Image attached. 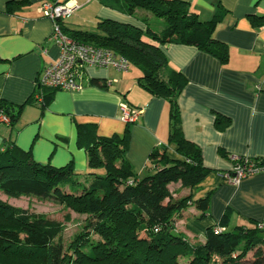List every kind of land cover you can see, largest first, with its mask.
<instances>
[{"label": "crops", "instance_id": "crops-1", "mask_svg": "<svg viewBox=\"0 0 264 264\" xmlns=\"http://www.w3.org/2000/svg\"><path fill=\"white\" fill-rule=\"evenodd\" d=\"M10 1L19 0H0V100L24 107L13 127L0 121V147L4 141L13 143L38 163L55 167L72 163L78 175L89 173L87 153L77 146L76 125H91L98 136H122L127 124L120 105L126 104L139 111L137 121L128 125L126 153L138 180L152 173L148 156L161 145L167 146L170 159H181L176 147L168 145L169 105L137 84L140 72L129 76L128 71L110 67H88L82 90L56 91L44 109L30 103L40 70L58 56L57 47L48 40L53 25L41 16V3L59 1L77 7L62 22L67 35L98 32L100 19L141 26L136 18L100 0H25L19 9L8 11ZM184 1L200 21L222 15L213 38L225 44L228 52L227 63L221 64L193 46H162L168 67L185 79L177 99L183 136L199 148L209 171L192 189L180 183L168 186L174 200L191 196V204L175 215L174 227L193 245L203 244L216 225L227 232L237 227L254 229L264 222V175L249 176L236 186L219 177L232 170L234 157L264 158V0ZM217 116L221 117L219 127ZM205 197L209 208L201 216L194 202Z\"/></svg>", "mask_w": 264, "mask_h": 264}, {"label": "trees", "instance_id": "trees-1", "mask_svg": "<svg viewBox=\"0 0 264 264\" xmlns=\"http://www.w3.org/2000/svg\"><path fill=\"white\" fill-rule=\"evenodd\" d=\"M100 1L128 17L136 18L138 10L150 17L136 18L141 26L100 19L98 32L74 31L69 35L60 22L62 32L73 40L121 55L130 67L139 70L137 84L169 105L168 145L176 147L181 159H170L167 146L161 145L148 156L152 173L138 180L126 159L129 124L122 136L111 137L96 135L91 125L77 124V146L87 153L90 170L86 179L80 181L72 163L62 167L38 163L30 152L4 141V147H0L2 194L66 205L88 218L65 246L60 241L62 222L0 200V259L11 260L0 264H181L180 258L184 264H264V232L257 226L237 227L218 235L211 228L203 244L193 245L174 227L175 215L191 204V196L174 200L168 186L180 183L181 187L192 189L209 171L202 164L199 148L183 136L177 99L185 79L168 67L162 46H193L226 64L227 47L213 38L222 15L216 13L212 20L200 21L184 0ZM23 4L25 0L10 1L8 11ZM154 18L156 28L152 25ZM92 83L104 85L99 80ZM54 92L43 90L44 103L40 108H46ZM32 101L31 97V104ZM23 107L0 100V113L8 117L11 127L20 119ZM258 160L264 162V158ZM194 205L203 216L209 208L208 198L197 200ZM92 234L98 239L94 240Z\"/></svg>", "mask_w": 264, "mask_h": 264}, {"label": "built area", "instance_id": "built-area-1", "mask_svg": "<svg viewBox=\"0 0 264 264\" xmlns=\"http://www.w3.org/2000/svg\"><path fill=\"white\" fill-rule=\"evenodd\" d=\"M77 7L69 6L59 1H45L41 3L39 12L41 16L52 22L53 30L49 41L58 49L57 60L43 67L35 82V91L32 95L34 105H43V90L76 92L83 89V76L86 68H114L126 72L130 68L129 61L112 51L95 47L81 41L69 38L62 32L60 22L71 16ZM264 29V20L262 24ZM122 121L126 124L135 123L139 117V111L131 109L126 104H121ZM0 121L9 125V119L0 113ZM234 166L231 171L219 174V177L227 184L236 186L243 179L257 174L264 175V162L248 157H234ZM257 229L264 232V222L257 224ZM215 235L224 232V229L216 225L212 227Z\"/></svg>", "mask_w": 264, "mask_h": 264}, {"label": "rangeland", "instance_id": "rangeland-1", "mask_svg": "<svg viewBox=\"0 0 264 264\" xmlns=\"http://www.w3.org/2000/svg\"><path fill=\"white\" fill-rule=\"evenodd\" d=\"M135 16L137 19L140 18H149L150 15H148L146 12L142 10L135 11ZM154 22H157L155 18L153 19L152 25L155 27ZM156 28V27H155ZM128 75H139V71L131 66L128 69ZM97 173V172H96ZM87 174L78 175L80 181H84L87 177ZM98 174V173H97ZM0 200L7 202L8 204L21 208L26 209L30 212L43 214L47 218L62 222L64 226V230L60 236V241L65 245L68 246V244L72 241L73 237L81 231L84 224L86 223V219L88 216L83 213H79L76 210H73L72 208L67 207L66 205H59L54 202L50 201H41L34 197H20L18 199L14 198H8L4 194L0 192ZM67 218V219H66ZM92 237L94 240L98 239V236L95 234H92ZM71 255V252L69 253ZM251 254L248 256L250 257ZM16 261V260H15ZM11 263V260H6V258L0 259V263ZM13 264H29L28 261H18V262H12ZM180 263L184 264L185 261L180 258ZM243 264H249V263H243Z\"/></svg>", "mask_w": 264, "mask_h": 264}]
</instances>
